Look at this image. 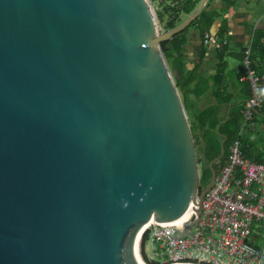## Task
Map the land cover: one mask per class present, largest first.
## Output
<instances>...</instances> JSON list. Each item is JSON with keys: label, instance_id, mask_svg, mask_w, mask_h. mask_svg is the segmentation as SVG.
Segmentation results:
<instances>
[{"label": "water", "instance_id": "obj_1", "mask_svg": "<svg viewBox=\"0 0 264 264\" xmlns=\"http://www.w3.org/2000/svg\"><path fill=\"white\" fill-rule=\"evenodd\" d=\"M148 0H0V264H141L199 220L196 140Z\"/></svg>", "mask_w": 264, "mask_h": 264}, {"label": "built area", "instance_id": "obj_2", "mask_svg": "<svg viewBox=\"0 0 264 264\" xmlns=\"http://www.w3.org/2000/svg\"><path fill=\"white\" fill-rule=\"evenodd\" d=\"M148 1L157 21L164 7L178 5V0ZM161 31L164 30L161 28ZM204 44L213 45L219 51L229 42L205 33ZM251 47L252 41L246 48L244 74L240 79L251 88V97L242 112L244 122L240 136L255 128V114L263 108L258 90L262 89L264 75L260 77L252 67ZM196 213L197 209L179 227L153 223L147 228L139 242L144 261L149 264H264V247H256L252 237L255 223L264 228V164L244 155L241 138L234 141L228 157L219 164L199 220L183 236L186 225ZM151 252L162 258V262H154Z\"/></svg>", "mask_w": 264, "mask_h": 264}, {"label": "trees", "instance_id": "obj_3", "mask_svg": "<svg viewBox=\"0 0 264 264\" xmlns=\"http://www.w3.org/2000/svg\"><path fill=\"white\" fill-rule=\"evenodd\" d=\"M199 1L183 0L178 5H168L163 11L158 13V21L164 25L166 31L177 27L181 14L190 15L196 9ZM227 8L225 13L233 6V0H225ZM222 12L208 11L204 9L199 18L190 26L201 30L202 34L210 33L215 22L222 18ZM228 25L224 19L219 30V38L225 39ZM186 31L176 35L170 41L162 43L165 57L172 69L178 71L179 78L176 79L177 87L187 110L192 131L196 140V146L201 148V188L209 186L212 179L210 163L222 154V144L224 143L225 156L214 164L213 168L217 172L219 164L224 162L229 155L230 147L235 140L241 138L244 155L253 162L264 164V95L262 97L263 108L255 114V128L246 130L242 136L240 132L244 122L243 109L246 101L251 97V88L248 83L242 85V90L236 93L230 91L228 58L235 56L229 52L228 46L219 50L220 63L217 73L205 78L198 73V68L190 70L185 56V46L187 45ZM246 49L236 58L243 64ZM251 63L257 75H264V31H257L252 38ZM243 66L241 72L236 75L234 81H240L243 76ZM262 89H264V82ZM213 90L215 101L204 110H198L195 114H190L189 97L201 98ZM239 97V99H237ZM264 231L260 224L253 225V244L256 247L264 245V238L259 232Z\"/></svg>", "mask_w": 264, "mask_h": 264}, {"label": "crops", "instance_id": "obj_4", "mask_svg": "<svg viewBox=\"0 0 264 264\" xmlns=\"http://www.w3.org/2000/svg\"><path fill=\"white\" fill-rule=\"evenodd\" d=\"M179 1L183 0H178V2ZM195 1H199L196 6L197 8L202 0ZM233 2V6L226 13L224 12L227 8L225 0H208L205 9L208 11L222 12L223 15L222 18L215 22V25L210 32L212 35L219 37L218 33L222 22L224 19L227 21L228 30L224 37L229 42V52L235 54L233 59L237 61L231 66V57L228 58L229 70L227 73L229 74V83L231 84L230 91L232 93H240L244 83L241 81H234V78L241 72L243 64L236 57L249 46L257 31H264V0H233ZM190 15L184 13L181 14L177 26L185 22ZM161 27L166 31L164 25H161ZM187 39L188 42L185 46V56L187 58L189 69L193 70L198 68V73L205 78L214 76L217 73V68L220 63V52L215 46L204 44V35L198 28H189ZM237 99H239V97ZM214 101L213 90L199 99L190 96V114L192 115L198 110L206 109L213 104Z\"/></svg>", "mask_w": 264, "mask_h": 264}, {"label": "rangeland", "instance_id": "obj_5", "mask_svg": "<svg viewBox=\"0 0 264 264\" xmlns=\"http://www.w3.org/2000/svg\"><path fill=\"white\" fill-rule=\"evenodd\" d=\"M160 26V25H159ZM161 27V26H160ZM159 27L160 31H161V28ZM163 29V28H162ZM237 61L235 59H233V57L230 58V64L231 66H233ZM197 152H198V156H199V159L201 158V148L197 147ZM200 171H201V166H200ZM259 234L264 238V231H261L259 232ZM264 247V245L262 246ZM150 256L153 257L152 260L156 263H160L162 262V258L160 257H156L152 254V252L150 253ZM146 263H148L146 260H145ZM149 264V263H148Z\"/></svg>", "mask_w": 264, "mask_h": 264}, {"label": "bare ground", "instance_id": "obj_6", "mask_svg": "<svg viewBox=\"0 0 264 264\" xmlns=\"http://www.w3.org/2000/svg\"><path fill=\"white\" fill-rule=\"evenodd\" d=\"M140 239H141V236L138 238V243H137V253H138V257H139V260H140L141 264H148V263H146L144 261V259L140 255V246H139Z\"/></svg>", "mask_w": 264, "mask_h": 264}, {"label": "clouds", "instance_id": "obj_7", "mask_svg": "<svg viewBox=\"0 0 264 264\" xmlns=\"http://www.w3.org/2000/svg\"><path fill=\"white\" fill-rule=\"evenodd\" d=\"M258 94H259V95H264V89H259V90H258Z\"/></svg>", "mask_w": 264, "mask_h": 264}, {"label": "flooded vegetation", "instance_id": "obj_8", "mask_svg": "<svg viewBox=\"0 0 264 264\" xmlns=\"http://www.w3.org/2000/svg\"><path fill=\"white\" fill-rule=\"evenodd\" d=\"M199 161H200V159H199ZM210 165V164H209ZM200 166H201V163H200ZM216 174H217V172H216Z\"/></svg>", "mask_w": 264, "mask_h": 264}]
</instances>
